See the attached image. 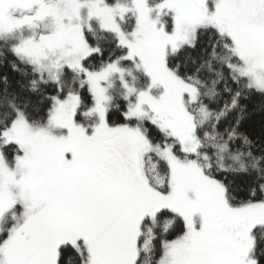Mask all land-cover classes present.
<instances>
[{
    "label": "snow or ice",
    "instance_id": "obj_1",
    "mask_svg": "<svg viewBox=\"0 0 264 264\" xmlns=\"http://www.w3.org/2000/svg\"><path fill=\"white\" fill-rule=\"evenodd\" d=\"M0 66V264H264V0H0Z\"/></svg>",
    "mask_w": 264,
    "mask_h": 264
},
{
    "label": "trees",
    "instance_id": "obj_2",
    "mask_svg": "<svg viewBox=\"0 0 264 264\" xmlns=\"http://www.w3.org/2000/svg\"><path fill=\"white\" fill-rule=\"evenodd\" d=\"M179 62V61H178ZM9 69L4 66H0V72H8ZM260 103V98L257 97L254 101L249 102L250 111H253V115L242 125V131L247 132L253 138H259L261 135L262 122H264V115H262L258 110ZM232 179V177H229ZM241 178H237V183H239Z\"/></svg>",
    "mask_w": 264,
    "mask_h": 264
}]
</instances>
